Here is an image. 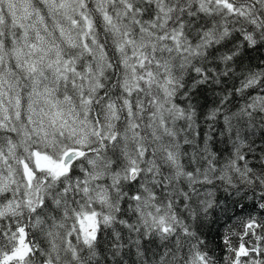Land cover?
<instances>
[{
  "label": "snow or ice",
  "instance_id": "snow-or-ice-1",
  "mask_svg": "<svg viewBox=\"0 0 264 264\" xmlns=\"http://www.w3.org/2000/svg\"><path fill=\"white\" fill-rule=\"evenodd\" d=\"M91 3L0 0V264H264V0Z\"/></svg>",
  "mask_w": 264,
  "mask_h": 264
},
{
  "label": "trees",
  "instance_id": "trees-1",
  "mask_svg": "<svg viewBox=\"0 0 264 264\" xmlns=\"http://www.w3.org/2000/svg\"><path fill=\"white\" fill-rule=\"evenodd\" d=\"M89 4H90V7L93 6L92 3H91V0H89ZM33 239H36V240L39 241L40 239H42V237L37 236V237H33ZM218 254H220L219 250H218Z\"/></svg>",
  "mask_w": 264,
  "mask_h": 264
},
{
  "label": "rangeland",
  "instance_id": "rangeland-1",
  "mask_svg": "<svg viewBox=\"0 0 264 264\" xmlns=\"http://www.w3.org/2000/svg\"><path fill=\"white\" fill-rule=\"evenodd\" d=\"M49 23H51V21L49 20Z\"/></svg>",
  "mask_w": 264,
  "mask_h": 264
}]
</instances>
